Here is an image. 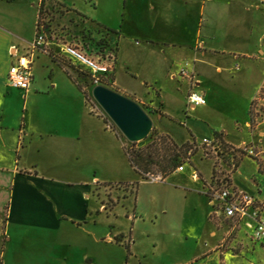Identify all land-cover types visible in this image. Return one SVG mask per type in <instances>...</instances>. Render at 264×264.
<instances>
[{"label": "crops", "instance_id": "0c3cea01", "mask_svg": "<svg viewBox=\"0 0 264 264\" xmlns=\"http://www.w3.org/2000/svg\"><path fill=\"white\" fill-rule=\"evenodd\" d=\"M43 1L117 34L114 85L157 110L151 118L160 135L182 145L202 125L203 138L219 133L225 145L264 150V120L255 132L251 121L253 102L264 90V0H0V264H8L7 253L29 247L32 237L39 238L36 253H43L42 264H112L114 247L127 255L114 239L126 235L131 236L128 261L136 260L133 229L104 237L98 229L104 206L97 208L93 201L96 185L123 182L130 168L136 172L123 140L91 113L77 84L44 52L35 53L28 92L7 83L10 66L35 37ZM183 67L195 73L205 106L187 107L189 83L178 77ZM8 90L25 100V119L19 114L17 121L9 120ZM229 95L241 100L234 114L221 108L222 102H232ZM220 112L225 120H219ZM243 162L231 182L253 193L252 178L239 182ZM213 174L212 169L206 177L196 169L185 177L191 184L173 186L186 198L208 201L201 231L194 229L191 215L168 216L173 209L165 206L146 216L136 203L133 228L142 218L152 225L144 239L152 253L165 257L161 264H245L244 250L234 254L225 247L245 246V237L252 240L242 223L227 220L244 234L230 238L209 219L212 206L204 191ZM166 219L169 226L157 230ZM156 231L161 240L154 239ZM141 259L137 264H153Z\"/></svg>", "mask_w": 264, "mask_h": 264}, {"label": "rangeland", "instance_id": "374dc122", "mask_svg": "<svg viewBox=\"0 0 264 264\" xmlns=\"http://www.w3.org/2000/svg\"><path fill=\"white\" fill-rule=\"evenodd\" d=\"M43 9L45 10L44 12L47 17V21L50 23V25L56 28L57 30L64 29L63 31L67 33L73 41L89 42L93 39H101L99 34H97V31L100 30L98 26L90 23L86 18L76 14L75 12L66 11L59 5L53 3L44 5ZM113 43L114 45L118 43V41L115 39V36L113 37V41L110 44ZM89 44L93 45V42ZM61 62L65 63V66L63 68L81 87L83 93L86 96V102L89 110L93 114L102 118L107 123V126H109L110 128H114L115 131L119 134L120 138L123 140L125 147L128 149H132V144L123 137V135L116 128V126L112 123V121L107 117V115L103 112V110L94 100L92 96V90L94 86L92 85L90 80H88V78H86L82 72L74 68V66H72V64L68 61L61 60ZM110 88L117 92H120L119 88L115 85H111ZM6 92L7 95H11L10 98L4 101V106L9 110V120L11 122L17 121L19 114H21L20 119H25V100H21L19 98V95L15 94L16 90H8ZM127 97L136 101L150 117L155 116L157 110L152 108L150 104H148L147 102H142L138 97L134 95H127ZM229 97H231L232 102H230L229 104H227V102H222L221 108L223 111L225 107H227L226 111L229 109L230 113L234 114L236 111L241 110V100L231 95H229ZM261 97L263 98V102H258L257 100L253 102L251 114L253 118H255L253 132L256 131L258 124L264 120V90H262ZM257 104L262 106L261 113L258 116L259 118H257L254 113V109L257 108ZM199 112L197 113L199 114ZM226 116L227 115L224 114V112H220L218 117L219 120H225ZM198 127L200 128V132H198L197 135H194L193 137L190 135L188 136V140L190 141L189 143L193 146L192 150L195 154L190 156L191 153L193 154V152H190L187 156L188 158H182L181 164L185 165V173L175 172L174 174H171L170 176L166 177L163 182H154L147 178V182L143 184L140 182V180H138L140 176L136 172L132 171V169L130 168L127 172L123 174L122 177H124V179L120 180L123 182L113 184L114 182L118 181L112 180V183L99 184L94 187L93 201L94 204L96 203L97 208H99L100 204L102 203L107 204L109 206L115 204V206L112 207L111 211L105 212L104 210V212L101 211V213L99 214L98 229L101 233H103L104 237H109L110 234H112L113 236L118 234H127L131 229H133L135 236L134 242L136 241V245L134 246V257L137 259H130V261H128V257L127 255L125 256L122 249L114 247V249H112V264H137V262L140 263L141 260L143 261V259H141L142 257H146V259H148V262L150 263L161 264L165 259V257L161 256L159 253H152L151 247H149L148 242L144 239L146 237V232L150 229H153L150 223H145V219L142 218V221L137 223L135 228H133L134 226L132 225L131 216L134 214L133 212L136 203L139 206V211L146 216L154 212L160 213L159 211H161V209L165 206H168L171 210L173 209L169 212L168 216L174 217V215L172 214L182 215V213L191 215L193 217L194 229H197V231H201V223L204 220L203 213L206 209L208 201H205L206 199L200 198L197 195L189 196L186 198V195H184V193L177 191L178 189L176 190L173 187L174 185H182L184 183L191 184L190 181H187L186 178L191 173L195 172L196 169L201 171L206 177L212 175L213 169V175L215 176V178L216 176H220L222 178L226 177L231 179V177H234V174L237 173L241 162L244 161L241 168L242 176L240 177L241 179L239 180V182H241V180L245 176L252 178L253 194L256 195L259 200L263 202L264 206V160L262 159V156L264 155H261L259 158H251L245 155H237L234 161L230 157H226L222 159V162L216 160L214 157L206 156V148L200 145L204 136V131L201 129V127L203 126L200 125ZM181 132L182 131H180V136L182 134L185 135L183 132ZM160 136L166 135H160L158 133V130L156 129V125L154 124L149 136L145 140L137 142L134 147L136 149L144 148L148 146L154 139ZM258 150L264 152L263 149L258 148ZM192 156L194 157L192 159V164H190ZM259 164L261 165L262 173L259 172ZM132 177H135L137 180L134 181L139 183V189L136 197H134L133 195L132 186L120 185L121 183L127 184L128 178L130 179ZM125 198L130 199L128 201H124ZM211 213H213L212 207ZM5 219L6 213L1 216V221L3 222L5 221ZM209 219L218 227V229H223L227 231L228 234L231 236L230 238H235L238 236L244 237L243 232L247 235H252V230L245 227V225L242 226V232L238 228H235L232 223L228 222L227 220H223V218L219 219L213 214L210 215ZM166 220H168V222H165L163 224L158 223L159 226L155 228L159 230L168 227L169 222L171 223V220ZM154 239L161 240V236L158 231L154 233ZM28 240L30 245L29 247L26 248L23 246L24 248H19V250L14 249L12 254H6V261L8 264H42L43 253L41 251L40 253H36L39 250L38 248H36V244L39 238L35 239L32 237V239L29 238ZM122 241L124 244H130L131 236H124ZM244 242L245 246L241 243H239L238 245H231L229 243H226L225 247L228 251H231V253L234 254H241V251L244 250L243 257L245 264H264V239L255 242L254 240L252 241L249 237H245ZM32 254L37 255L33 256ZM0 256L2 257V250H0Z\"/></svg>", "mask_w": 264, "mask_h": 264}, {"label": "built area", "instance_id": "2783aa9c", "mask_svg": "<svg viewBox=\"0 0 264 264\" xmlns=\"http://www.w3.org/2000/svg\"><path fill=\"white\" fill-rule=\"evenodd\" d=\"M45 10L39 9L36 24V33L27 53L17 56L16 61L10 66L7 83L9 86L18 90L28 92L33 84L32 66L35 62L36 52H44L50 55L53 60H66L80 72L89 74L90 82L93 86L104 85L106 81L114 77L116 67V52L113 51L114 43L109 48L103 49L96 47L92 43L83 41H73L63 30H57L47 21ZM62 29V28H60ZM178 77L185 79L189 83L187 95L188 108L205 106L207 104L205 95L198 90V81L195 73L183 67L178 73ZM114 85V83H112ZM109 87V86H107ZM110 88V87H109ZM262 91L257 101H262ZM256 101V100H255ZM262 106L257 104L254 113L259 118ZM255 119V118H254ZM110 128L109 126H107ZM206 148L205 155L214 157L222 162L227 156L226 151L235 155H245L251 158H259L264 152L252 145L240 147H226L221 145V141L213 137H204L200 143ZM192 152V150L190 151ZM230 156V155H229ZM228 156V157H229ZM234 161V158H231ZM185 165H180L175 172H183ZM147 178L154 182H163L164 176L161 174H147ZM205 196L209 200L213 215L217 218L230 220L234 223H242L252 230V240L255 242L264 239V219L263 202L248 190L232 184L230 178L215 176L205 187Z\"/></svg>", "mask_w": 264, "mask_h": 264}, {"label": "trees", "instance_id": "16d2710c", "mask_svg": "<svg viewBox=\"0 0 264 264\" xmlns=\"http://www.w3.org/2000/svg\"><path fill=\"white\" fill-rule=\"evenodd\" d=\"M44 6V1L41 4V11L43 9ZM64 9V8H63ZM66 10V9H64ZM66 11H72L75 12L76 14L84 17L83 15L79 14L76 11L73 10H69L67 9ZM85 18V17H84ZM98 28L100 30L97 31V34H99V36L101 37V39L99 40H90L93 42V44L98 47L103 49L104 47L109 48L110 47V43L113 41V37L115 36V39L118 40V36L115 32L98 26ZM117 50V46H115L114 50L116 52ZM56 61V60H55ZM59 63V65L63 68L65 66V63H62L61 61H56ZM66 74L69 76V78L75 83V80L69 75V73L66 71ZM83 75L88 78V80H90L89 74L84 73ZM112 83H114V77L110 79L109 81H106L105 85L111 87ZM93 85V84H92ZM77 87L79 88L80 91H82L81 87L77 84ZM83 92V91H82ZM84 94V93H83ZM85 95V94H84ZM86 98V96H85ZM87 100V99H86ZM92 113V112H91ZM159 113V112H158ZM251 121H252V128L254 129V123H255V119L253 118V116L251 115ZM105 122V121H104ZM105 124L107 125V123L105 122ZM108 128V127H107ZM112 131H114L116 133V135L118 137L119 134L115 131L114 128H109ZM213 138H215V140L221 141V145L223 146L222 148L224 149V146H226L223 143L222 140V134L219 133H214L212 135ZM133 148L132 149H128L124 146V150L125 153L127 154L129 161L132 165V167L135 169V171L137 173H139L142 177L143 180H147V174H161L164 176V178L170 176L171 174H173L176 169L182 165V158H188L187 156L189 155L190 151L192 150L193 146L190 143H185L181 146H178L169 136H160L156 139H154L148 146L141 148V149H136L134 147V145L136 143H131ZM228 148H230L231 146H226ZM193 152V150H192ZM195 153L193 152V154L191 153V155H194ZM226 154L228 157L230 158H236L235 153L230 152V150L226 151ZM18 157V155H17ZM259 172L262 173V168L261 165L259 164ZM214 176V175H213ZM213 179V178H212ZM105 185H111V184H105ZM120 185H130L132 186V190H133V195L134 197H136L138 189H139V183L135 182V183H127V184H120ZM102 205L104 206V210L105 212L107 211H111L112 207L115 206V204H112L111 206L102 203ZM5 223H6V219L5 221L2 222V229L5 228ZM124 236H116L115 242L118 244H123L126 251H127V257L129 258V256H131V250H130V244H124L122 239Z\"/></svg>", "mask_w": 264, "mask_h": 264}, {"label": "water", "instance_id": "95a60500", "mask_svg": "<svg viewBox=\"0 0 264 264\" xmlns=\"http://www.w3.org/2000/svg\"><path fill=\"white\" fill-rule=\"evenodd\" d=\"M92 96L128 142L143 141L151 133L153 120L136 101L104 85L95 86Z\"/></svg>", "mask_w": 264, "mask_h": 264}]
</instances>
